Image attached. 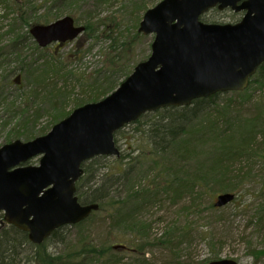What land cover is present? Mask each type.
<instances>
[{
  "label": "trees",
  "instance_id": "obj_1",
  "mask_svg": "<svg viewBox=\"0 0 264 264\" xmlns=\"http://www.w3.org/2000/svg\"><path fill=\"white\" fill-rule=\"evenodd\" d=\"M34 1L0 0V106L8 105L7 109H13L23 118V131L13 127L5 142L19 139L21 136L29 140L37 137L30 135L28 130V125L32 126L40 116L39 109L36 110L34 105H43L51 101L50 107L58 109L57 102L50 99V96H61L56 93L59 85L62 83L66 86L69 74L73 73L66 65L69 58L59 53L67 43L55 44L42 63H39L34 53L26 51L27 44L32 43L33 50L38 51L41 57L51 47L42 48L36 43L30 34L33 25L49 23L69 10L75 13L72 7L87 1L94 13L90 16L84 14L81 18L73 17L77 23L79 20L84 21L83 24L86 26L84 37L94 39V42L104 37L110 41V46L105 54L103 68L93 73L96 76L76 73V77L78 82L83 83L81 92L85 93V100L98 101L114 91L133 71L136 63H131L134 60H131L130 56L138 42L144 38L138 29L148 9L146 4L153 2L129 0L128 5L132 4L130 7L132 10H128V13L132 18L133 32L132 37H125L121 30L125 23L122 18L124 14H116L109 10L114 0H58L63 5L50 7L41 16L32 15L36 13L31 10ZM65 3L69 5L66 6ZM69 6L71 7L66 9ZM105 7L108 13L101 16L103 11L107 12ZM139 10L142 14H138ZM78 44L73 52L68 53L76 60L81 59L83 52ZM151 44L152 41L150 52ZM92 48L93 45L90 49ZM115 77L119 80L116 81ZM263 84L264 63L252 77L248 88L243 91L216 93L195 99L187 106H171L142 115L133 124L150 118L147 129L143 131L151 145V152L166 155L163 163L155 160L153 165L147 167L145 173L156 169L154 172L164 174L163 186L155 190L149 183L139 187L143 175L136 174V178L131 176L130 167L127 168L126 164L120 163L121 155L115 158L112 164L107 162L110 161L107 156H96L83 163L84 174L77 182L79 201L83 204L98 203L100 208H103L106 200L114 193L116 197L111 198H116V202L113 203L116 209L115 213L110 215L112 227L119 230H136L140 235H145L149 224L143 221L142 212L157 206L158 203L161 204L163 200L178 203L188 196L190 199L193 198L190 205H196L194 198L201 193L200 188L217 191L218 195L231 192L236 198L238 191L244 190L249 183H255L257 205L253 220L254 225L260 228L264 225V94H261L264 92V86L260 87ZM85 85L88 88H84ZM10 87L21 92L19 105L17 97L8 92L7 89ZM71 112L72 110L66 112L62 109L55 111L52 125ZM48 131L43 130L40 135ZM120 132L121 130L115 133V141ZM128 158L129 156L126 159ZM123 187L126 188L124 193L130 194L120 200ZM136 187L138 189H135ZM194 207L191 206V209ZM213 208L217 209L215 204ZM95 213L76 224L81 229L79 231L81 233L78 234L79 241L75 243L76 245L68 242L67 246L74 245L72 250L61 252L60 255L49 252L45 244L51 237L60 235L64 227L55 230L41 245L33 244L27 232L13 225L1 227L0 264H25V261L28 264H84L89 259H100L102 256L107 257V264H132L123 263L121 251H124V248L121 246L118 249L104 246L98 248L89 243L88 240L92 239L82 232V227ZM1 216L4 217V214ZM186 236H188L186 232L180 230L177 232L176 228H173L165 232L157 246L175 252L178 243ZM67 240L68 236L64 235L62 243L66 244ZM80 244L82 249L78 248ZM28 249H31L27 255L28 260H23L22 254ZM138 264L148 263L140 260Z\"/></svg>",
  "mask_w": 264,
  "mask_h": 264
},
{
  "label": "water",
  "instance_id": "obj_2",
  "mask_svg": "<svg viewBox=\"0 0 264 264\" xmlns=\"http://www.w3.org/2000/svg\"><path fill=\"white\" fill-rule=\"evenodd\" d=\"M215 7L244 15L236 23L203 21L202 15ZM85 29L65 15L33 25L30 34L47 47L73 41ZM138 30L154 35L151 54L113 92L75 108L44 135L0 147V211L34 244L99 208L82 204L76 185L86 161L120 156L118 130L149 112L243 91L264 63V0H160L144 13ZM35 158L39 162L31 164ZM234 199V193H221L215 206ZM210 264L239 263L219 259Z\"/></svg>",
  "mask_w": 264,
  "mask_h": 264
},
{
  "label": "rangeland",
  "instance_id": "obj_3",
  "mask_svg": "<svg viewBox=\"0 0 264 264\" xmlns=\"http://www.w3.org/2000/svg\"><path fill=\"white\" fill-rule=\"evenodd\" d=\"M158 1L160 0H153V2L146 4V6L148 8L153 7L155 5L154 3ZM34 2L35 4H33L31 9L32 11H36V13L32 14L34 16L43 15L50 7L55 5H63L58 0H35ZM128 3L129 0H114L113 4L109 6V10L116 14H124L122 18L125 23L121 30L124 32L125 37H132V18L128 13V10H132L130 8L132 4L128 5ZM64 5L68 6L69 4L65 3ZM72 9L75 10V13H71L69 10L62 14V16L72 15L75 18H81L84 14L90 16L91 13H94L92 7L87 4V1H82L79 6L74 5ZM105 10L107 12L103 11L101 16H105L108 13L107 7H105ZM138 14H142V12L139 10ZM243 14V12L237 13L233 11L231 8L222 11L213 9L206 13L202 19L206 22H237L242 18ZM83 22V20L78 21L79 24H83ZM153 37V34L144 35L142 41L138 42L133 50L134 53L132 52L130 56L131 60H134V62L131 61L132 64L136 63L135 65H137L140 61L149 57V47ZM80 40L82 41L80 42ZM77 44L83 50L80 60H76L68 54L70 51L73 52L76 49ZM92 45L93 48L91 50L90 47ZM54 46L55 44L51 45L50 49L44 56L42 54L41 57H39L38 51L33 50L32 43L27 44L26 51L34 53L38 57L39 63H42L45 59L44 57L50 54ZM108 46H110V41L105 40L104 37L94 42V39H89L81 35L62 48L59 53L69 58L68 64L66 65L69 71L72 70L74 74H69L66 86L62 83L59 85V90L56 93L61 94V96H50V99L57 102L58 109L70 112L79 107V105L82 106L83 103L92 102V100H85V93L81 92L83 83L78 82L76 73L89 76L97 70L102 69ZM94 76L96 74H93ZM115 80L118 81V77H115ZM262 86L264 84L260 87ZM84 88H88L87 85ZM12 89L14 88L10 87L7 90L17 97L19 105L21 92ZM261 94L263 95L264 92H261ZM50 104L51 101L50 103H43V105H34L36 110L39 109L40 116L37 121L32 123V126L30 124L28 125L30 135L38 136L40 132L43 130L48 131L53 126V115L58 109L51 108ZM7 107L8 105L0 106V146L7 143L5 141L13 127H16V130L23 131L22 116L15 113L13 109H7ZM149 119H143L144 121H140L139 123L133 124L134 122H132L126 125L121 129L120 134L117 135L116 143L121 150V156L119 157L120 163L126 164L127 168L130 167L132 171L131 176L136 178V174L143 175L139 187L149 183L155 190V188L163 186V183H165L163 179L164 174H159V171L154 172L156 169L153 172L148 171L146 173L145 170L148 166L153 165L157 159L160 164L163 163L162 160L165 159L166 155H156L151 152V145L143 131L147 129ZM19 139L24 141L29 140L25 136H21ZM128 156L129 158L126 159ZM107 157L110 159V161H107L110 164L117 158L116 156ZM38 162L39 158H36L31 163L37 164ZM135 189H138V187ZM125 190L126 188L123 187L122 197H119L120 200L129 196L130 192L126 195L124 193ZM199 190H201V193L194 198L196 205H190L193 198L191 197L190 199L188 196H185L178 203H173L169 200L164 201L163 199L165 197H163V199L161 198L163 200L161 204L158 203L157 206L155 205L143 211L141 217L143 221L149 224L145 235H140L136 230H119L112 227V218L110 215L114 214L116 209V206L113 204L116 202V198H111L116 197L113 193L106 200L105 206L103 208L99 206L95 211L96 213L86 221L82 227V232L92 239L88 240L89 243H92L98 248L103 246L105 248H114L115 245L119 244L126 245L127 250L121 251V256L124 257L123 263L138 264L140 260H144L148 264H210L211 261L218 259H235L239 264H264V225L257 228L253 220L257 205L256 184H247L244 190L236 193V198L232 202L217 209L213 207L219 192L209 191V188L205 190L200 188ZM191 206L195 207L191 209ZM0 213V228L6 227L9 224H5L4 217L1 216L4 213L1 211ZM173 228H176L177 232L180 230L188 234L184 240L178 243V248L175 252L162 246H157V242L164 237L165 232ZM80 230L76 225H66L60 235L54 238L51 237L52 239L50 238L46 242V249L49 252H54L55 255H60L61 252H70L73 246L76 245L75 243L79 241L78 234L81 233H79ZM64 235L68 236L66 244L62 243V237ZM68 242L74 245L67 246ZM78 248L82 249L81 244L78 245ZM30 251L31 249L24 250L22 254L23 260H28L27 255H29L28 253ZM106 258V256H102L100 259H89L84 264H107ZM25 264L28 263L25 261Z\"/></svg>",
  "mask_w": 264,
  "mask_h": 264
},
{
  "label": "flooded vegetation",
  "instance_id": "obj_4",
  "mask_svg": "<svg viewBox=\"0 0 264 264\" xmlns=\"http://www.w3.org/2000/svg\"><path fill=\"white\" fill-rule=\"evenodd\" d=\"M123 250H127V247H126V245H125V248H124Z\"/></svg>",
  "mask_w": 264,
  "mask_h": 264
}]
</instances>
